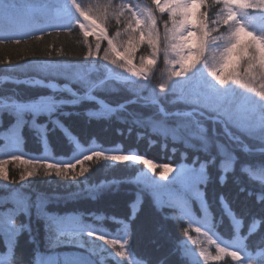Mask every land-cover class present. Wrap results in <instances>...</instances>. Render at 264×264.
<instances>
[{
	"label": "snow or ice",
	"instance_id": "snow-or-ice-1",
	"mask_svg": "<svg viewBox=\"0 0 264 264\" xmlns=\"http://www.w3.org/2000/svg\"><path fill=\"white\" fill-rule=\"evenodd\" d=\"M16 8L15 0H0V47L19 45L30 36L39 39L37 32L43 33L46 28L72 31L75 24L82 32L86 49L83 63L33 60L9 69H31L46 76L63 77L67 81L64 85L36 77L14 80L29 87L47 88L50 94L27 99H21L15 92L0 96V115L7 113L14 118V123L0 132L8 141L5 150H0V180L16 183L10 179L7 165L9 161H19L29 166L20 173V181L54 175L72 183L44 182L77 189L67 195L37 194L34 204L45 221L50 247L74 244L86 249V254L71 262L66 260L65 264H106L105 257L118 258L115 264H137L133 259L127 222L117 217L90 214L95 221L110 219L120 225L124 233L120 236L85 223L80 215L41 212L49 200L79 199L85 193L95 199L113 186L119 190L122 183L134 184L138 189L136 199L130 204L129 220L135 219L144 196L150 195L156 208L177 209L179 218L186 220L190 227L194 226L192 230L206 237L207 244L215 247L213 254L197 244L185 229V237L196 245L197 251L185 242L178 244L176 251L182 257H188L191 264L201 261L208 264L226 257L236 264H264V0H151L150 4L140 0H120L118 4L113 0H94L88 5L79 0H55V3L34 6V14L23 19L16 14ZM165 14L167 19H163ZM113 20L116 22L114 31L110 30ZM89 36L94 41L90 42ZM104 41L106 47L102 49ZM142 48L145 49L143 53L140 52ZM56 53L61 55L62 49H56ZM137 55L138 63H134ZM161 58L164 68L160 69L158 88L163 95H157L151 80L159 69ZM8 79L10 77H0V84ZM73 84L78 87L73 88ZM112 92H128L131 98L113 105L101 95ZM144 92L148 95H143ZM170 96L174 97L170 103L180 102L191 106V110L170 111L163 104ZM82 104L96 107L83 113L65 111ZM136 104L152 107V115L145 119L128 110L129 105ZM120 113H126L131 124L150 128L165 141L171 138L173 142L183 143L185 149L203 153V159L194 155L190 164L180 163L174 168L169 163L154 162L135 150L108 152L94 142L93 146H85L60 119L61 116L81 115L90 120L113 116L121 119ZM40 117H46L45 122L41 123ZM201 118L212 121L211 134ZM217 124L222 127L227 143L220 142ZM25 126L42 147L39 156L21 151ZM57 129L70 146L69 154L55 156L51 152L49 133H55ZM242 137L251 138L252 143H246ZM236 149L250 159L240 161ZM181 157L187 159V154L182 152ZM100 161L144 165L147 172L137 170L134 177L90 182L86 174L94 171ZM210 167L217 171V176L211 178L214 184L225 185L228 173L232 172L236 196H242L249 204L246 210L237 213L227 196L217 194L221 222L224 217L230 221L229 239L221 238L216 232L217 225L200 190L201 185L210 182ZM148 172L153 176H148ZM157 175L158 179L154 178ZM243 177H247L248 183H244ZM254 181H259L255 187L252 186ZM25 186L21 184L19 189H8L14 194L16 207L0 214V235L3 237L0 264H58L51 256L42 259L38 250L33 254L34 259L32 256L25 259L23 254L20 259L16 257V237L27 226L18 227L14 220L17 213H27L33 206L22 194ZM27 186L31 187V182ZM161 190L167 193V199L161 198ZM192 199L199 201L203 217L192 214ZM85 235L91 239L85 240ZM92 257H98L99 261ZM139 264H150V261L141 259ZM156 264H166V258Z\"/></svg>",
	"mask_w": 264,
	"mask_h": 264
},
{
	"label": "trees",
	"instance_id": "trees-1",
	"mask_svg": "<svg viewBox=\"0 0 264 264\" xmlns=\"http://www.w3.org/2000/svg\"><path fill=\"white\" fill-rule=\"evenodd\" d=\"M84 5L93 3L94 0H79ZM103 2V0H102ZM120 0H113L114 4H118ZM141 3H151V0H140ZM17 8L15 11H21L23 9H34L36 5L55 3V0H15ZM2 14V13H0ZM34 14V13H33ZM32 14V15H33ZM22 16L21 18H25ZM157 17H160V13L157 12ZM163 19H167L166 14ZM41 26H43V21ZM116 22L113 20L110 24V30L114 31ZM163 28L161 27V32ZM39 39L34 37H26L24 41L19 45L6 44L0 47V77H10L0 84V96L12 95L13 92L18 93L21 99H27L37 97L39 95H48L49 89L39 87H29L24 84L15 83L14 80H25L28 77H36L37 79H44L46 82L52 80L58 84H65L67 81L63 77L46 76L41 73H37L31 69L27 71H9L16 65H23L26 62L33 60H54L64 62H84V52L86 49L83 46V35L78 25L72 26V31H68L66 28H46L43 33L37 32ZM89 41H94L92 36H89ZM106 47V41L101 43V48ZM56 49H62V54L57 55ZM145 51L144 48L140 50L141 53ZM49 52L51 55L49 56ZM102 54V52H101ZM139 56L137 55L134 63H138ZM100 63H103L100 61ZM159 69L155 73V77L151 80V84L156 88L157 95H163L159 93L158 83L160 82V69L164 68L162 58L158 60ZM111 67V66H110ZM117 72H121V69H115ZM128 75L127 73H123ZM78 85L73 84V88H77ZM143 95L147 96L148 93L144 92ZM102 98H105L110 104L115 105L118 102H123L125 99L131 98V93L128 92H112L107 94H101ZM174 97H169L168 100L163 102L164 106L170 111L177 109L191 110V106H186L183 103L177 102L175 105L170 103ZM95 105L82 104L78 108H66L65 111H76L83 113L88 108L95 109ZM129 111L136 112L142 117L147 119L152 115L153 108L150 106H142L140 104L129 105ZM121 119H117L116 116L107 119H89L88 117L71 116L63 117L60 119L62 123L68 127L71 132L85 145L102 146L104 150L108 152L119 151H132L145 155L147 158L157 163H169L174 167L180 163H191L194 155H200L203 159V153H194L191 149H185L183 143L173 142L171 138L165 141L161 136L157 135L150 128L137 127L131 124V118L126 113H120ZM55 118V117H54ZM31 119V117H26ZM202 119V123L205 128L208 129L211 134L213 123L211 120ZM46 117H40L41 123L45 122ZM127 120L128 122H123ZM14 123V118L7 113L0 115V132L8 129L9 125ZM50 126V125H49ZM131 128V131H129ZM216 130L221 133L219 140L221 143H227L226 138L222 135L223 129L217 124ZM23 142L22 150L24 153L33 157L39 156L42 153V147L37 143L33 136V133L25 126L22 130ZM49 141L51 144V152L55 156L66 155L70 153V146L67 140L59 129L55 133H49ZM244 138V137H242ZM246 143H252L251 138H244ZM154 141V143H150ZM7 140L3 135H0V148H4ZM173 148L176 151H173ZM213 151H215L213 149ZM187 154V159L182 160L181 153ZM236 156L240 161L250 159L246 154L239 149L235 151ZM259 157H251V159H258ZM19 161H9L7 168L9 171L10 179L17 181L16 183H8L0 180V214L6 213L16 207L12 193L8 189H19L21 184L26 185L22 189V194L28 198L32 203V207L29 208L27 213H17L15 217V224L22 228L21 232L16 237V257L20 259L23 254L24 258L34 257V252L38 250L40 257L46 259L52 257L58 261V264H65V261H73L79 255L86 254L84 248H77L66 244H61L56 247H50L46 239L45 221L42 215H38L37 208L34 206L37 194H43L44 196H52L53 193L57 195H67L68 192H75L77 189L56 187L55 185H49L45 183L46 180L57 181L58 184L63 185L65 183H72L66 181L63 178L51 177H30L26 181H20L19 176L23 171V167ZM101 165H107V167H101ZM144 165H133L130 163H113L110 161H100L95 165V170L86 174L90 178V182L98 183L104 179H124L126 177H134L137 175V170H142ZM236 170L238 171V165ZM210 182L207 185H201L200 190L204 193L205 200L209 205V212L213 222L217 225L216 232L223 239H229L230 221L227 217H224L221 222V209L218 205L217 194L223 193L228 197L233 211L242 213L249 206L248 202L244 198L236 196V188L234 187L231 177L232 172L228 173L229 179L225 185H219L218 183H212L211 178L217 176L215 168H209ZM244 183H248L247 177L242 178ZM31 182V187L27 185ZM259 181L253 182L255 187ZM137 187L134 184L122 183L119 185V190L115 186L110 189H106L104 192L97 195L95 199L89 197L86 193L79 199H69L67 201L49 200L43 208L42 213L46 214H76L80 215L85 223H91L94 227H98L101 231H105L110 234H118L123 236V229L117 223H114L110 219L103 221H95L90 215L91 213L103 214L105 217H117L120 221L127 222V231L129 235L130 245L134 252L133 259L139 264V260L147 259L150 264H156L161 258H166V264H191V261L187 257H182L177 253V245L185 239V229H188L187 222L179 218V212L177 209L169 208L167 206L163 208H156L153 205L152 197L145 195L143 202L140 204V210L136 213L135 219L129 220L131 215L130 204L136 199ZM191 212L198 218L204 216L201 210L199 201L190 200ZM165 217H168L166 219ZM118 228L120 231L118 232ZM29 229L31 233H29ZM189 232V230H188ZM3 237L0 235V247H2ZM31 241V242H30ZM93 259L98 260L95 257ZM99 261V260H98ZM111 264H115L114 258H108L105 260ZM204 264V262H200ZM208 264H235L230 257H226L222 261H210Z\"/></svg>",
	"mask_w": 264,
	"mask_h": 264
},
{
	"label": "rangeland",
	"instance_id": "rangeland-1",
	"mask_svg": "<svg viewBox=\"0 0 264 264\" xmlns=\"http://www.w3.org/2000/svg\"><path fill=\"white\" fill-rule=\"evenodd\" d=\"M34 12H35L34 9H23V10H21V11H16V14H17L19 17H22V16L29 17V16H31ZM0 15H2V14H0ZM7 142H8V141H7ZM7 142H6V143H7ZM0 150H5V147H4V148H0ZM21 151L23 152V150H22V145H21ZM22 167H23V171H24L25 168H27V167H29V166H28V165H22ZM142 170L145 171V172H147V169H146L145 167H144ZM147 174H148V176H153V174H152L151 172H148ZM154 178H157V179H158V175H157L156 177H154ZM161 183H165V181H161ZM160 196H161L162 199H167V193L164 192L163 190L160 191ZM192 214H193V213H192ZM193 215H194V214H193ZM194 216H195V215H194ZM179 217H180V213H179ZM195 217H196V216H195ZM197 218H198V217H197ZM180 219L183 220L182 218H180ZM183 221H186V220H183ZM186 222H187V221H186ZM187 226H188V230H189V235H190L193 239L196 240L197 244H201L204 248H207L211 253L215 254V247H214V246H210V245L207 244V242H206L207 238L204 237V236H202V235H200V234H198V233H196L195 231H193V230H192V227H194V226L190 227L188 223H187ZM84 239H85V240H88V239H91V238H89V237H87V236L85 235V236H84ZM182 242L187 243V245H188L189 248L193 249L194 251H197L196 245H195V244H192L191 241H189L187 237H185V239H184ZM96 243L102 245V242H100V241H97ZM66 245L74 246V247L80 248L79 246L74 245V244H66ZM104 247H106V246H104ZM84 249H85V248H84ZM85 250H86V249H85ZM109 251H111V250H109ZM95 258H97V259L99 260L98 257H95ZM108 258H110V257H105V260L108 259ZM196 258L199 259V256L197 255ZM114 259H118V258H114ZM187 259L190 260L188 257H187ZM224 259H225V258H224ZM190 261H191V260H190ZM201 262H204V261H201ZM209 262H210V261H209ZM233 262H234V261H233ZM234 263L236 264V262H234Z\"/></svg>",
	"mask_w": 264,
	"mask_h": 264
}]
</instances>
